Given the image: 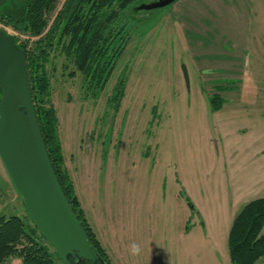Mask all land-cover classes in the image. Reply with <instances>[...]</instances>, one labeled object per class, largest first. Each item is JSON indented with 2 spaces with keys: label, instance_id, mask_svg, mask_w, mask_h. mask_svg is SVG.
<instances>
[{
  "label": "rangeland",
  "instance_id": "1",
  "mask_svg": "<svg viewBox=\"0 0 264 264\" xmlns=\"http://www.w3.org/2000/svg\"><path fill=\"white\" fill-rule=\"evenodd\" d=\"M114 26L130 40L96 95L62 42L45 62L63 167L81 180L87 172L98 188L102 217L92 224L73 184L84 216L111 264H126L132 242L146 260L147 234L159 218L165 242L144 264H232V221L264 198V0H177L138 15L122 11ZM0 28L28 47L37 39ZM202 91L221 101L212 131ZM1 215L32 226L0 161ZM116 238L124 247H113Z\"/></svg>",
  "mask_w": 264,
  "mask_h": 264
},
{
  "label": "trees",
  "instance_id": "2",
  "mask_svg": "<svg viewBox=\"0 0 264 264\" xmlns=\"http://www.w3.org/2000/svg\"><path fill=\"white\" fill-rule=\"evenodd\" d=\"M57 1L8 0L0 6V24L37 38L28 47V40L14 36L17 48L25 54L33 108L47 156L88 240L104 262L111 264L84 216L73 183L63 167L56 117L48 106L49 80L45 62L49 50L62 42V52L84 76L87 88L94 90L93 93L102 91L130 40V32L124 27L117 29L115 22L122 11L132 16L129 7L137 0H65L49 25ZM210 101L212 111L220 107L221 101L215 96L210 97ZM183 195L189 204H193ZM192 212L197 213L196 207ZM263 226L264 198L253 199L234 217L228 232L227 247L232 264H256L264 256ZM38 237L43 238L33 223L26 227L18 216L1 215L0 264H5L11 257L19 258L17 264H57Z\"/></svg>",
  "mask_w": 264,
  "mask_h": 264
},
{
  "label": "water",
  "instance_id": "3",
  "mask_svg": "<svg viewBox=\"0 0 264 264\" xmlns=\"http://www.w3.org/2000/svg\"><path fill=\"white\" fill-rule=\"evenodd\" d=\"M7 1L0 0V6ZM176 1L157 0L139 11L162 9ZM182 70L188 85L184 65ZM202 95L212 131L211 102L205 91ZM0 161L28 217L64 264H106L76 219L50 164L33 108L25 54L14 36L1 28Z\"/></svg>",
  "mask_w": 264,
  "mask_h": 264
},
{
  "label": "crops",
  "instance_id": "4",
  "mask_svg": "<svg viewBox=\"0 0 264 264\" xmlns=\"http://www.w3.org/2000/svg\"><path fill=\"white\" fill-rule=\"evenodd\" d=\"M83 173L87 177V172H83ZM70 177L73 181L76 194L80 200V203H81L84 211L89 213V217H90V218H88L89 222L94 224L93 218H97L98 217L97 215L101 216V213H102V209H100V204H99L100 203L99 202L100 197L97 193L98 188L94 187L92 184V181H89L86 177H84L83 180L79 179L77 172H73V174H70ZM9 199L14 200L15 196L10 194ZM156 223H157V226L154 228L152 227L153 233L151 234L150 232H148L149 234H147L148 243L146 245V252L148 251V257H146V260L140 258L141 255L144 257V252H142V251H141L140 255H138V256L131 255L130 247H129L130 244H127L125 246V247L128 246L126 248V251H128L126 254V264H144L145 262L152 263V260L150 259V258H152V253L155 251H159L160 242L161 243L165 242V236H164V233L162 232V230L164 229V226H165L164 219H162L160 222V218H159L156 221ZM160 228H161V231H160ZM120 241H121L120 238H116L115 243H113V247L114 248L124 247V245H122L120 243ZM261 258H264V256ZM18 261L19 260H16V261L15 260H12V261L7 260L5 262V264H16V263H18Z\"/></svg>",
  "mask_w": 264,
  "mask_h": 264
},
{
  "label": "flooded vegetation",
  "instance_id": "5",
  "mask_svg": "<svg viewBox=\"0 0 264 264\" xmlns=\"http://www.w3.org/2000/svg\"><path fill=\"white\" fill-rule=\"evenodd\" d=\"M155 1H157V0H137L136 3L132 4L129 7V10L131 11L132 15H138L140 13L150 12V11H139V9L140 8H146L150 3L155 2Z\"/></svg>",
  "mask_w": 264,
  "mask_h": 264
},
{
  "label": "clouds",
  "instance_id": "6",
  "mask_svg": "<svg viewBox=\"0 0 264 264\" xmlns=\"http://www.w3.org/2000/svg\"><path fill=\"white\" fill-rule=\"evenodd\" d=\"M129 247H130V253H131V255H133V256L140 255V253L142 251V248H141V245L139 243L132 242Z\"/></svg>",
  "mask_w": 264,
  "mask_h": 264
}]
</instances>
